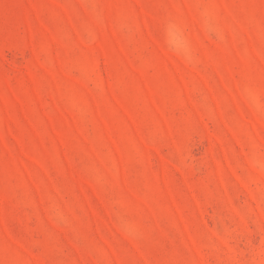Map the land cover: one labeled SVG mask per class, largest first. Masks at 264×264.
<instances>
[{"label": "rangeland", "instance_id": "1", "mask_svg": "<svg viewBox=\"0 0 264 264\" xmlns=\"http://www.w3.org/2000/svg\"><path fill=\"white\" fill-rule=\"evenodd\" d=\"M0 264H264V0H0Z\"/></svg>", "mask_w": 264, "mask_h": 264}, {"label": "clouds", "instance_id": "2", "mask_svg": "<svg viewBox=\"0 0 264 264\" xmlns=\"http://www.w3.org/2000/svg\"><path fill=\"white\" fill-rule=\"evenodd\" d=\"M201 22L206 31L210 34H215L210 12H201ZM162 38L165 46L171 52L185 59H190L191 42L182 21L177 18L167 19L162 28Z\"/></svg>", "mask_w": 264, "mask_h": 264}]
</instances>
